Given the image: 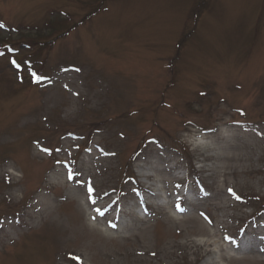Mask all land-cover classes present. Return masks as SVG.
Returning a JSON list of instances; mask_svg holds the SVG:
<instances>
[{"label":"rangeland","instance_id":"374dc122","mask_svg":"<svg viewBox=\"0 0 264 264\" xmlns=\"http://www.w3.org/2000/svg\"><path fill=\"white\" fill-rule=\"evenodd\" d=\"M0 25V264H264V0H0Z\"/></svg>","mask_w":264,"mask_h":264},{"label":"snow or ice","instance_id":"6c2138e0","mask_svg":"<svg viewBox=\"0 0 264 264\" xmlns=\"http://www.w3.org/2000/svg\"><path fill=\"white\" fill-rule=\"evenodd\" d=\"M0 27H2V25H0ZM12 63H13V64H16V61L13 60ZM45 151H48V150H45ZM58 163H60V162L58 161ZM69 179H70V180H71V179H75V176H74L72 173H69ZM81 183H83V182H81ZM89 191L92 192V191H94V190L89 188ZM229 191L231 192L232 190L230 189ZM237 198H239V197H237ZM92 202L95 203L94 200H93Z\"/></svg>","mask_w":264,"mask_h":264}]
</instances>
